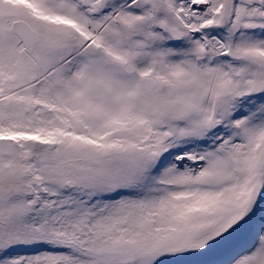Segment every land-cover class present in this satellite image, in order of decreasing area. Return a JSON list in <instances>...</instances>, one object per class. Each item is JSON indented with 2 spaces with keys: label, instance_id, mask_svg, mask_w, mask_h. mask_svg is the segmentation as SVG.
Here are the masks:
<instances>
[{
  "label": "snow or ice",
  "instance_id": "obj_1",
  "mask_svg": "<svg viewBox=\"0 0 264 264\" xmlns=\"http://www.w3.org/2000/svg\"><path fill=\"white\" fill-rule=\"evenodd\" d=\"M0 264H264V0H0Z\"/></svg>",
  "mask_w": 264,
  "mask_h": 264
}]
</instances>
